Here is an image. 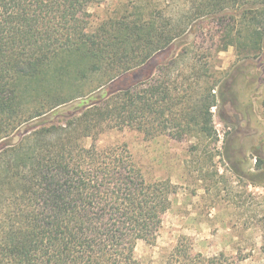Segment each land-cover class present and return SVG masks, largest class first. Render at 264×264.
<instances>
[{"label": "trees", "instance_id": "trees-1", "mask_svg": "<svg viewBox=\"0 0 264 264\" xmlns=\"http://www.w3.org/2000/svg\"><path fill=\"white\" fill-rule=\"evenodd\" d=\"M94 2L0 0V264H140L136 245L154 240L177 186L147 181L124 144L99 149L82 140L127 128L146 138H172V131L178 139L191 132L212 137L214 99L206 95L199 107L177 100L173 56L157 58L204 18L231 17L233 31L262 9L256 0H208L189 23L188 13L178 23L134 14L127 23L122 17L105 24L115 32L106 38L105 28L91 31ZM234 8L243 10L224 12ZM258 32L237 45L259 49L264 25ZM81 46L96 60L90 72L113 74L74 97L62 88L73 78L59 68L62 54ZM103 53L108 62L97 59ZM155 67L164 73L150 83ZM187 241L179 237L164 264L242 261L194 253Z\"/></svg>", "mask_w": 264, "mask_h": 264}, {"label": "rangeland", "instance_id": "rangeland-1", "mask_svg": "<svg viewBox=\"0 0 264 264\" xmlns=\"http://www.w3.org/2000/svg\"><path fill=\"white\" fill-rule=\"evenodd\" d=\"M198 2L95 0L88 8L91 31L99 34L105 28L106 38L114 36L115 32L105 24L122 22V17H127V23L134 14L143 20L172 19L178 23L188 13L189 23L188 17L208 0ZM256 2L262 9L246 15L237 26L234 24L233 31L228 29L233 21L227 15L223 23L204 18L186 39L178 40L173 49L157 58L167 62L173 56L169 72L174 82L172 94L177 100L199 107L207 101L203 100L206 95L210 96L209 102L214 99L215 106L209 110L212 137L191 132L178 139L172 131V138H146L127 128L107 129L82 140L85 146L94 144L99 149L124 144L147 181L170 180L177 186L154 240L136 245L140 264H164L181 236L188 239L194 253H223L236 261L241 259L238 264H264V36L259 49H241L237 45V40H248L264 25V0ZM234 10L224 12L237 14L243 9ZM158 15L161 19H156ZM97 59L108 62L109 56L103 53ZM95 61L84 46L63 53L59 70L73 78L62 82L63 90L74 97L83 96L104 83L113 73L90 72L88 68ZM163 70L152 68L150 83ZM32 94L39 97L41 92Z\"/></svg>", "mask_w": 264, "mask_h": 264}]
</instances>
